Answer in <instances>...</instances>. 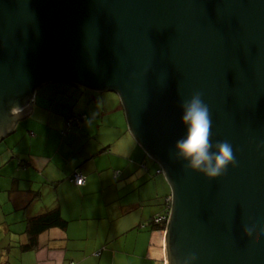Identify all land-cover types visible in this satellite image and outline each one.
<instances>
[{"label": "water", "instance_id": "obj_1", "mask_svg": "<svg viewBox=\"0 0 264 264\" xmlns=\"http://www.w3.org/2000/svg\"><path fill=\"white\" fill-rule=\"evenodd\" d=\"M51 82L118 96L170 188L164 264H264V0H0V140ZM196 92L236 160L211 181L173 155Z\"/></svg>", "mask_w": 264, "mask_h": 264}, {"label": "crops", "instance_id": "obj_2", "mask_svg": "<svg viewBox=\"0 0 264 264\" xmlns=\"http://www.w3.org/2000/svg\"><path fill=\"white\" fill-rule=\"evenodd\" d=\"M52 90L68 108L38 88L31 112L0 140V264H164L165 230L150 222L170 188L129 133L118 96ZM73 116L83 121L65 130ZM51 210L65 225L33 236L27 221Z\"/></svg>", "mask_w": 264, "mask_h": 264}, {"label": "clouds", "instance_id": "obj_3", "mask_svg": "<svg viewBox=\"0 0 264 264\" xmlns=\"http://www.w3.org/2000/svg\"><path fill=\"white\" fill-rule=\"evenodd\" d=\"M180 113V123L186 131L173 146L174 158L186 170L199 174L206 180L222 177L229 167L236 165L233 146L226 140L218 141L215 145L210 142V110L201 94L196 92L183 100ZM250 229L264 234V223L259 218H250L245 231ZM197 260L195 253H189L183 257L181 264H197Z\"/></svg>", "mask_w": 264, "mask_h": 264}, {"label": "trees", "instance_id": "obj_4", "mask_svg": "<svg viewBox=\"0 0 264 264\" xmlns=\"http://www.w3.org/2000/svg\"><path fill=\"white\" fill-rule=\"evenodd\" d=\"M79 116H73V117H70L69 119H73V118L78 119L80 118ZM158 171H159V167L156 165V174H161V173H157ZM168 198L169 197L165 198V202H164L165 207L163 208L162 213L156 216V217H159L161 215H165L166 216L165 220L162 223L157 224L154 222V219L156 218L154 217L150 222L153 229H156V230H166L167 229V226H168L167 215L171 207V202L169 200L166 201V199ZM64 225H65V221L61 218L57 210H51L43 215L31 218L27 221V226L29 228V231L33 233V236H36L37 232L46 230L48 228L63 227Z\"/></svg>", "mask_w": 264, "mask_h": 264}, {"label": "rangeland", "instance_id": "obj_5", "mask_svg": "<svg viewBox=\"0 0 264 264\" xmlns=\"http://www.w3.org/2000/svg\"><path fill=\"white\" fill-rule=\"evenodd\" d=\"M69 85H71V84H69V83H59V82L58 83L57 82H51V83H47V84L42 85L41 87H39V90H43V89L50 90L49 99L51 101H53V105H55L54 104V103H56V99L55 98H57L58 96H57V91L56 90L53 91L52 88L53 87H56V86L69 87ZM71 86H73V85H71ZM35 97H36V94L33 95V99H35ZM42 98H43V95L42 94H39L38 97H37V102L40 101V102H46L47 103V101H43ZM65 99L62 96H59L57 98V101L63 107V109H62V107L59 108V109L65 110L64 108H68L69 107L67 101H64ZM53 108L54 109H57L58 107H55L54 106ZM70 108H71V106H70ZM76 108H77V106H76ZM62 112H64L65 114H68L67 111H62ZM66 123H67V121H66ZM66 123H65V126H64L65 127V130H69L73 125L74 126L72 128H77V125H79L78 123L74 122L70 128H67Z\"/></svg>", "mask_w": 264, "mask_h": 264}, {"label": "built area", "instance_id": "obj_6", "mask_svg": "<svg viewBox=\"0 0 264 264\" xmlns=\"http://www.w3.org/2000/svg\"><path fill=\"white\" fill-rule=\"evenodd\" d=\"M81 121H83V118L82 117L81 118H78V119H74V118L73 119H69L67 121V123H66L67 128H70L74 122H76V123L79 124ZM157 173H161V170L159 169V171ZM73 181L77 185H82L83 184V178H82V176L80 174H75L74 175V178H73ZM167 200H169L171 202V197H169L168 199H166V201ZM169 214H170V210L168 212L167 219L169 217ZM165 217H166L165 215H161L159 217H156L154 219V222L157 223V224H160V223H162L165 220Z\"/></svg>", "mask_w": 264, "mask_h": 264}]
</instances>
